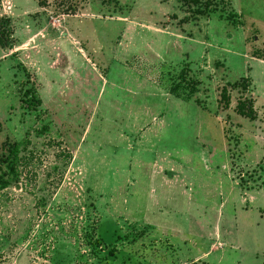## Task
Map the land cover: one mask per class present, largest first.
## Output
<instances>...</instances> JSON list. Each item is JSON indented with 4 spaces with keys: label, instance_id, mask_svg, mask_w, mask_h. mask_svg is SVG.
Segmentation results:
<instances>
[{
    "label": "rangeland",
    "instance_id": "rangeland-1",
    "mask_svg": "<svg viewBox=\"0 0 264 264\" xmlns=\"http://www.w3.org/2000/svg\"><path fill=\"white\" fill-rule=\"evenodd\" d=\"M3 19L0 158L24 149L0 264H264V0H0Z\"/></svg>",
    "mask_w": 264,
    "mask_h": 264
},
{
    "label": "trees",
    "instance_id": "trees-1",
    "mask_svg": "<svg viewBox=\"0 0 264 264\" xmlns=\"http://www.w3.org/2000/svg\"><path fill=\"white\" fill-rule=\"evenodd\" d=\"M192 1V3L197 2L198 0H183ZM208 3V0H207ZM11 29L9 27V22L7 19H3L0 21V48L10 47L13 40L11 37ZM25 95H28L26 92ZM221 99L225 100V107L227 104V98L225 90L223 89L221 92ZM27 103V107H35L40 104L39 100H36L33 96L31 98L24 101ZM236 112L239 116L245 117L250 121L255 119V112L252 108V102L243 101L240 102L236 107ZM24 143L17 142L9 145L7 148V154L5 157L0 158V190H4L11 186L17 185L19 181V160L20 154L23 152Z\"/></svg>",
    "mask_w": 264,
    "mask_h": 264
}]
</instances>
